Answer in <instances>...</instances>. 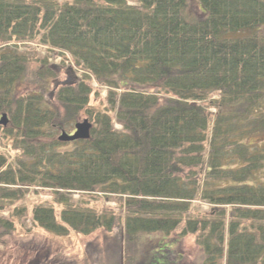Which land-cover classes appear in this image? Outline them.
<instances>
[{"label":"trees","instance_id":"trees-1","mask_svg":"<svg viewBox=\"0 0 264 264\" xmlns=\"http://www.w3.org/2000/svg\"><path fill=\"white\" fill-rule=\"evenodd\" d=\"M192 1L0 0V144L20 149L0 152V243L101 231L97 264H194L177 231L196 264H264V138L248 141L264 135V0H196L200 15ZM33 43L85 74L50 90L58 70ZM81 116L89 138L59 141ZM30 187L51 198L29 208ZM29 250L27 264H77Z\"/></svg>","mask_w":264,"mask_h":264},{"label":"rangeland","instance_id":"rangeland-1","mask_svg":"<svg viewBox=\"0 0 264 264\" xmlns=\"http://www.w3.org/2000/svg\"><path fill=\"white\" fill-rule=\"evenodd\" d=\"M130 4H136V0H128ZM192 8H196V13L200 15L199 10L197 9V6L199 3L196 0L192 1ZM20 48V42L17 43ZM36 48V52L38 56L40 57H48L49 63L51 66H54L56 70H58L57 77L51 80L49 89L53 90L57 85V83L65 81L67 79H74L79 78L80 74H85V71L83 69H80L77 67L74 62L72 61L71 55L66 54L65 57H62L60 55L55 54V52H48L47 46H39L38 44L33 43L30 48ZM33 50V49H31ZM73 65V69L70 68V66ZM90 83L91 86L98 90L101 98L100 101L106 97L107 94V88L105 86H101L90 77ZM99 101V102H100ZM97 100H95V97L92 98L91 103L97 104ZM214 111V110H212ZM5 113V112H3ZM85 116H81L79 120H82ZM8 124V122H7ZM6 124V125H7ZM74 124L69 129L66 127L64 130L67 132H71L74 129ZM5 125V126H6ZM0 126H3L0 124ZM116 129H120V125L116 122L114 124ZM59 132L57 133V136L59 135ZM264 138V135L256 134L252 135L248 138V141L250 143H254L256 141L261 140ZM0 152L9 156L10 159H13L16 154L20 153V149L16 148L15 150L5 147L4 145L0 144ZM25 199H23L21 202L22 204H26L29 208L32 207V205L35 202L39 201H46L49 198H51L47 193L41 191V189H38L36 187H30L26 193ZM102 196V195H100ZM73 198L77 199L79 198V193H74ZM117 197H112L111 199L101 198L98 197L96 207L98 208H110L113 209L115 212H119V202L116 201ZM48 203V202H47ZM198 206V209L201 211L207 210L209 208V204L206 202H201L196 200L194 202ZM229 208V207H228ZM117 210V211H116ZM7 211L3 213V215H6ZM24 223L30 227L31 221L29 218H26ZM178 231L181 229L180 226L177 227ZM18 230V229H17ZM19 232V233H18ZM103 233L101 231H97L91 235L88 236H82V235H75V234H69L66 237H53L50 234H48L45 231H41L40 229L31 230V232H20L15 231L13 233H10L9 235H4V239L6 240L7 244L0 243V264H27L28 259H30L29 254V248L31 245H49L53 251V254H63L67 256L69 259L74 260L77 264H92L93 261L96 260L95 264L99 263L97 261V258L100 256L99 252L101 251L100 248L102 246L104 237L102 236ZM178 232L175 231L171 234V238L173 239L171 242L175 244V247L182 251V253L185 255V258L187 261H192L194 264L200 262V251L198 246L195 243V236L192 234H187L183 237H178ZM30 242V243H29ZM110 247L112 248L115 246L114 240H112V243L109 242ZM117 246H119L117 242ZM86 247V248H85ZM130 255H132L133 252L136 251V249L128 248ZM108 254V253H107ZM88 255H91L89 258L90 261L86 263V259L88 258ZM109 255V254H108ZM124 256V255H123ZM121 254V258H123ZM105 257V254H104ZM101 259L104 261L105 258ZM112 260V257L108 259V261ZM122 264H124V259L121 261Z\"/></svg>","mask_w":264,"mask_h":264},{"label":"water","instance_id":"water-1","mask_svg":"<svg viewBox=\"0 0 264 264\" xmlns=\"http://www.w3.org/2000/svg\"><path fill=\"white\" fill-rule=\"evenodd\" d=\"M8 122V117L6 113H2L0 116V124L5 126ZM92 127V123L84 118L81 121H78L74 124V131L72 133H68L65 130H61L57 139L59 141H73L77 139H87L90 136V130Z\"/></svg>","mask_w":264,"mask_h":264}]
</instances>
